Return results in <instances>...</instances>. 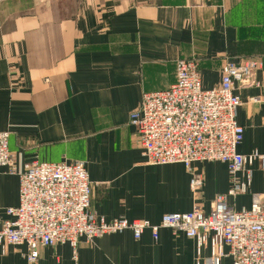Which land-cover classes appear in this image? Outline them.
Wrapping results in <instances>:
<instances>
[{
	"label": "crops",
	"instance_id": "crops-1",
	"mask_svg": "<svg viewBox=\"0 0 264 264\" xmlns=\"http://www.w3.org/2000/svg\"><path fill=\"white\" fill-rule=\"evenodd\" d=\"M255 57L264 84V0H0V132H9L11 168H0V228L18 205L24 164L83 161L91 183L90 210L107 221L158 224L165 214L211 210L230 179L220 162L194 163L197 192L182 164L146 163L129 115L142 94L175 80L178 59L195 60L201 88L219 85L225 60ZM243 128L237 151L264 154L260 90L237 91ZM244 195L227 201L249 209L264 203V169L255 163ZM241 179V176L239 175ZM25 245L0 247V264H27ZM205 245L200 264H210ZM195 242L160 229L108 234L76 250L40 247L35 264H195ZM220 264H231L224 258Z\"/></svg>",
	"mask_w": 264,
	"mask_h": 264
},
{
	"label": "built area",
	"instance_id": "built-area-1",
	"mask_svg": "<svg viewBox=\"0 0 264 264\" xmlns=\"http://www.w3.org/2000/svg\"><path fill=\"white\" fill-rule=\"evenodd\" d=\"M262 69L255 57L239 62L225 60L218 86L203 90L195 60L178 59L174 83L163 91L142 94L140 106L129 115L137 142L151 166L182 164L190 175L189 188L197 192L201 175L194 163L220 162L227 166L230 184L216 195L210 212L198 208L171 213L158 224L123 218L107 221L90 210L91 183L83 161L24 164L18 174V205L5 210L1 220L0 247L25 245L27 264H35L40 247L68 244L76 250L80 241L92 242L108 234L130 232L134 240L149 231L154 242L159 230L183 235L195 242V264L205 245L210 264L230 258L231 264H264V203L252 195L249 209L236 210L228 199L247 193L257 163L264 169V154L257 150L240 154L243 128L236 115L242 100L237 91L254 87L264 105V84L254 74ZM9 132H0V168H11ZM241 176V179L239 178Z\"/></svg>",
	"mask_w": 264,
	"mask_h": 264
}]
</instances>
